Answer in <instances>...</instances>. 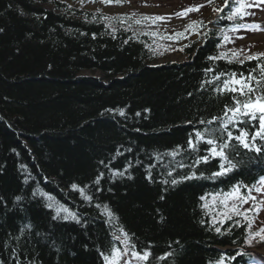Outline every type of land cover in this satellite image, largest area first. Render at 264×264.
Instances as JSON below:
<instances>
[{
  "label": "trees",
  "instance_id": "obj_1",
  "mask_svg": "<svg viewBox=\"0 0 264 264\" xmlns=\"http://www.w3.org/2000/svg\"><path fill=\"white\" fill-rule=\"evenodd\" d=\"M89 2L0 0V262L104 264L101 252L113 244L123 248L113 239L123 228L137 251L151 252L146 264H215L221 257L224 264H246L239 252L253 245L248 221L226 219L220 199L238 183L244 190L264 171V140H256L261 152L232 141L227 154L236 168L217 177L218 158L194 164L209 146L202 141L193 152L188 140L197 130L218 129L225 106L243 99L216 91L213 77L251 72L259 79L264 56L245 57L264 52L225 43L217 24L226 20L221 11L209 28L201 14L189 23L197 24L178 32L186 38L174 40L187 60L158 63L165 42L156 31L160 20L141 17L160 15L109 13L100 0L87 8ZM123 14L131 18H103ZM221 53L227 58L208 59ZM213 117L219 120L200 123ZM258 126L248 118L240 125L250 133ZM228 129L238 135L233 125ZM174 178L179 182L172 185ZM40 193L78 220L57 215ZM103 205L115 219L109 221ZM165 253L171 255L159 259Z\"/></svg>",
  "mask_w": 264,
  "mask_h": 264
},
{
  "label": "snow or ice",
  "instance_id": "obj_2",
  "mask_svg": "<svg viewBox=\"0 0 264 264\" xmlns=\"http://www.w3.org/2000/svg\"><path fill=\"white\" fill-rule=\"evenodd\" d=\"M83 3V0H81ZM95 2V0H93ZM101 3H104L106 5L112 4V3H123V0H100ZM211 2V0H209ZM233 4L237 3L238 0H232ZM255 0H251V2L246 6L250 7L251 3H254ZM261 2H264V0H261ZM229 6V0H225L224 7L227 8ZM199 7H203V5L196 6L195 8H189L184 11L176 13L177 16H184L189 11L198 10ZM213 11L219 12L223 11V9H213ZM247 11L240 12L238 9L233 8V10L228 15L227 19L232 20L235 16L239 15L242 19L244 15H248ZM132 17L135 16V13L131 14ZM107 21L112 20H120L124 21L127 19H130L131 17L128 14H123L122 16L118 17H110V16H104L103 17ZM141 19H151L153 22L157 20H164V19H170V17H163V16H154V17H148V16H142ZM136 23H140V20H136ZM198 22H192L191 25L188 27L191 28L192 25L197 24ZM240 29H246L250 31L259 30V25L255 24H239L235 25L233 28L230 29L232 32H237ZM198 31V29H194ZM115 31V29H113ZM187 31V28L186 30ZM206 35V34H203ZM221 35L223 36V40L225 42H231V38L224 33V30H221ZM186 38L183 33H178L175 35V37H170V39H183ZM127 43V41H125ZM189 45H185L184 47H188ZM217 47H221V45H217ZM180 51H183V48L179 49ZM155 54V53H154ZM162 54V53H160ZM261 56H264V53H258L254 56H246V60H252V59H259ZM220 58H227L225 53H221L220 56L216 57H209V60H216ZM236 59L235 54L232 56V58L228 59V62L231 63L232 60ZM239 63L243 64L245 60H239ZM260 70V78L257 79L256 76L252 75L250 72L247 76H245L243 73H220L217 76H214L213 79L217 81V88L216 91L220 92H233L237 93L240 96L243 97L242 100L240 99H234V103L232 107L225 106V112L224 116L226 119L221 123L220 127L218 129H211L210 131L208 129H205L204 132L201 131H195V140L192 139V136L190 135L188 140V148L191 149L193 152L197 151L198 145L203 141L206 145L209 147L206 148L207 155L199 156L195 161L194 164H200L208 163L211 159L218 158L219 163V171L212 173L213 177L226 175L228 172L232 171L236 168V164H234L229 158H228V151L230 149H233L232 141H236L240 146H242L245 149L248 150H254L256 152H261L262 149L260 147L256 146V140L259 138L260 140H264V64L259 65ZM211 71V69H209ZM237 75H239V79H236ZM221 77H226L223 79L222 86H220ZM211 83V82H209ZM239 85V87H237ZM191 95V94H189ZM231 113V115H229ZM121 115H123V110H121ZM139 115V113H137ZM245 118H248L249 120H258L259 126L255 129L254 132L250 133L245 127H240L241 124L244 123ZM219 120L218 117H213V120L210 121H201V124L207 123L212 124L213 121ZM233 125L237 128L238 135H233V132L228 129L229 125ZM211 137V138H206ZM180 146L178 145L176 149H174L170 154L175 157L179 154ZM103 163V162H101ZM178 167H184V164L177 162ZM114 175H123V173L117 172L114 173ZM169 176H171V172L168 173ZM196 175L195 172L191 173V175H186L181 177V179H191ZM103 176V173H101L97 178L95 183L99 184L101 177ZM150 178V176H149ZM169 181H165V183H168ZM179 181L177 179H172L170 183L172 185L177 184ZM246 187V186H245ZM71 188L73 190H79L80 194L84 196L86 200H91L92 197L86 196L84 193V188H80L76 184H72ZM254 190L256 192H264V177H261L260 180L257 182L256 185L253 186ZM99 190V189H97ZM35 194V193H34ZM41 195L46 196V198L49 200V203L47 204V207L54 208L57 215H59L61 212L66 213V215L63 216L64 219H68L71 217L72 219L78 220V217L76 213L70 212L65 206L58 204L54 201V198L48 195L47 193H40ZM224 199L220 201L221 204L224 205V209L226 211L224 212V216L226 219H231L234 215L243 216L246 221H248V227L251 228L253 221L249 219V217L245 214L248 211H252V209H246L244 212H241L238 205L242 206L243 204H246L251 200L253 204L255 205V210L259 212L260 205L256 203V197L252 195V189L248 190L247 195L241 194V185L238 183L236 185H233L232 189L228 192L223 194ZM163 198V197H161ZM17 200H20L21 197H16ZM205 197H201V200H204ZM231 200V206L229 207L227 201ZM97 207H101V205H97ZM204 207L207 208V204L204 205ZM103 208L105 210V214L107 215L109 221L115 219V214L111 211V209L107 205H103ZM231 213L229 215L228 213ZM213 222L215 223V217L213 218ZM223 222V221H221ZM203 223V221H201ZM27 227H31L28 225ZM216 232L219 233L221 229L217 227ZM23 232V229H21ZM115 231L121 233V235H114L113 239L120 241V243L123 245V248L117 247L115 244L110 248L109 252L105 254L104 252H101L100 255L103 258L104 264H132V261L135 260L137 264H145L149 260V257L151 256V252L148 249H144L142 251H137L134 244L131 243V237L129 234L123 230V228H117ZM260 233H264V228L260 230ZM260 233H256V235H260ZM18 239V238H17ZM261 241L264 242V236H261ZM251 243V241H249ZM130 254V256H129ZM171 255V253H165L164 256L160 257L159 259H164L167 256ZM256 256V254H253ZM264 255V254H262ZM229 259L235 260V257H230ZM256 259L258 260L259 264H264V258H261V256H256ZM2 264V262H0ZM212 264V262H210ZM215 264H224V257H221L220 260L216 261Z\"/></svg>",
  "mask_w": 264,
  "mask_h": 264
},
{
  "label": "rangeland",
  "instance_id": "obj_3",
  "mask_svg": "<svg viewBox=\"0 0 264 264\" xmlns=\"http://www.w3.org/2000/svg\"><path fill=\"white\" fill-rule=\"evenodd\" d=\"M150 1V2H145ZM189 1V0H183ZM201 1V0H199ZM182 0H130L129 3L118 5V4H102V7L107 10L109 13L116 12H126V13H140L141 14H169L172 13L175 8H178L181 4ZM97 3L89 2L86 4V7H94ZM207 8V9H206ZM205 6L198 12L202 13L203 15L208 17V20H211V16L214 14L213 10H210L211 7ZM206 9V10H205ZM205 10V11H204ZM195 13L192 14L194 17L199 16ZM258 16L262 20L261 24L259 25V30L251 31L249 35L242 39V41H248L249 44L244 45L243 50L249 52L254 51L257 52H264V9L258 12ZM187 20L184 17L180 16H172L170 19H165L163 24L156 25V31H160L163 35L166 36V41L163 42V45L158 48L157 53V62H165V61H185L187 60V56L183 55L182 52L179 50V47L176 45V41L174 39H170V37L175 36L180 30L184 28V26L189 25L186 23ZM171 40H174L171 41ZM162 53V54H160ZM84 73L90 74L93 73L91 70H88ZM251 237V236H249ZM247 237V239L249 238ZM257 252L260 253L261 257H264V246L258 250ZM130 256V254H129Z\"/></svg>",
  "mask_w": 264,
  "mask_h": 264
},
{
  "label": "bare ground",
  "instance_id": "obj_4",
  "mask_svg": "<svg viewBox=\"0 0 264 264\" xmlns=\"http://www.w3.org/2000/svg\"><path fill=\"white\" fill-rule=\"evenodd\" d=\"M28 182V181H27Z\"/></svg>",
  "mask_w": 264,
  "mask_h": 264
}]
</instances>
